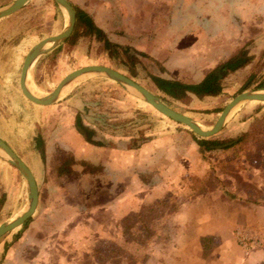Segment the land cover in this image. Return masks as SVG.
I'll return each mask as SVG.
<instances>
[{
	"label": "rangeland",
	"instance_id": "obj_1",
	"mask_svg": "<svg viewBox=\"0 0 264 264\" xmlns=\"http://www.w3.org/2000/svg\"><path fill=\"white\" fill-rule=\"evenodd\" d=\"M13 1L0 0V9ZM66 1L73 10H79L83 3V0ZM241 21L244 30L233 33V38L240 41L233 54L244 49L249 61L223 78L221 91L216 96L198 98L186 94L180 100L169 98L150 81L149 77L160 69L147 57L130 49L125 53L119 47L111 46L105 51L102 43L93 36H83L85 32L81 25L68 42L36 59L27 72L25 85L42 96L73 70L103 66L131 79L164 106L206 130L234 96L241 92H264V14L245 15ZM65 23L63 9L53 0H29L16 12L0 19V140L28 169L31 159L38 160L36 142L42 143L43 147L42 162L38 161L37 167L30 170L37 187L38 206L24 228L9 232L0 239V264H118L119 260L122 264H139L151 236L167 226L165 220L181 202L215 192L219 187L229 198L231 183L235 195L245 193L251 201H264V158L261 157L264 152V103L237 105L219 132L202 139L183 125L157 113L133 91L102 75L88 74L71 81L51 104L56 106L51 112L24 99L18 88V77L26 53L40 40L58 34ZM249 77L250 86L241 91ZM78 123L88 129L89 138L96 139L97 146L127 150L125 152L163 133L167 136L186 134L200 153L206 155L202 160L204 174L199 180L185 179L182 186L168 193L163 201L141 206L122 217L115 225L121 230L120 237L104 244L96 241L97 255H79L81 251L72 248L79 245L63 237L55 239L50 234L51 227L57 226L60 215L65 219L71 213L76 215L72 219L81 217L78 214L85 210L83 206L97 198L101 186L113 188V179L103 182V174L108 171L101 164L99 155L94 154L95 159L90 163L73 157L66 141L70 129ZM231 141L238 143L231 148H219ZM204 144L215 148L208 151ZM109 169L113 171L110 166ZM252 175L254 180H245ZM140 178L145 180L142 176ZM0 190L5 193L0 206L1 224L19 216L26 204L25 183L1 153ZM100 211L95 208L88 216L105 223ZM110 226L113 232V224Z\"/></svg>",
	"mask_w": 264,
	"mask_h": 264
},
{
	"label": "crops",
	"instance_id": "obj_2",
	"mask_svg": "<svg viewBox=\"0 0 264 264\" xmlns=\"http://www.w3.org/2000/svg\"><path fill=\"white\" fill-rule=\"evenodd\" d=\"M79 11L110 44L133 50L155 64L160 71L152 76L191 85L235 55L240 41L233 33L244 30L243 16L264 14V0H83ZM39 108L51 112L56 106ZM77 133L74 126L66 141L73 157L90 163L94 154L99 155L108 171L103 182L113 179V188L101 186L97 198L83 206L85 210L78 214L81 217L72 219L75 214L71 213L65 219L60 215L57 226L51 227L55 239L74 240L79 247L72 248L81 251L79 255H97L96 241L104 244L120 237L121 230L115 225L122 217L163 201L185 179L199 180L204 174L202 160L206 155L186 134L163 133L125 152L93 145L89 141L96 139L85 140ZM111 157L114 159L108 160ZM250 177L244 179H255ZM232 187L231 183L229 198L219 187L218 191L181 202L165 220L167 226L151 236L139 264H264V201H251L245 193L235 195ZM4 198L5 193H0L1 207ZM95 208L101 209L99 215L105 223L88 216ZM236 230L258 236L260 245L245 253L236 243ZM118 264H122L120 260Z\"/></svg>",
	"mask_w": 264,
	"mask_h": 264
},
{
	"label": "water",
	"instance_id": "obj_3",
	"mask_svg": "<svg viewBox=\"0 0 264 264\" xmlns=\"http://www.w3.org/2000/svg\"><path fill=\"white\" fill-rule=\"evenodd\" d=\"M29 0H15L4 8L0 9V19L11 15L12 13L19 10L24 6ZM61 9H63L67 14V21L63 26L62 30L53 36L46 37L39 42H37L33 47H31L26 53L19 71L18 77V88L21 95L31 104L37 106H47L55 102L61 92V90L67 86L74 79L88 75H102L107 79L115 82L117 85L127 88L133 91L144 103L149 105L160 115L166 117L167 119L183 125L187 128L193 135L198 138L207 139L219 132L223 125L226 117L230 111L237 105L244 102H258L264 103V92L263 91H252V92H241L238 95L234 96L220 111L216 120L206 130H202L195 122H193L188 117L178 114L166 106H164L159 100H157L150 92L133 82L131 79L126 76L103 66H85L79 69L73 70L66 74L56 85L55 87L47 94H44L41 97L33 96L26 88L25 79L28 70L32 64L39 58L41 55L52 50L59 44L63 43L71 34L74 23H75V12L73 8L69 5L66 0H53ZM49 44V47L45 48V45ZM79 134L85 138V132L79 128H76ZM39 140V139H38ZM91 144H95L93 141H89ZM37 148V159L36 163L42 162L43 160V149L38 141L36 142ZM0 153L6 157V162L15 168L21 178L23 179L26 186V204L24 211L17 217L11 218L6 222L0 224V239L9 232L14 231L19 228L24 222H26L34 213L37 205V187L34 181V178L31 174V171L27 166L12 152V150L0 140Z\"/></svg>",
	"mask_w": 264,
	"mask_h": 264
},
{
	"label": "trees",
	"instance_id": "obj_4",
	"mask_svg": "<svg viewBox=\"0 0 264 264\" xmlns=\"http://www.w3.org/2000/svg\"><path fill=\"white\" fill-rule=\"evenodd\" d=\"M75 12V23L72 29L71 34L69 35L68 39H66L64 42H68L72 36L76 33L77 28L79 25L82 26L83 31L85 32L83 36H93L97 41L102 43L103 49L105 51H108L110 47H117L115 45L110 44L104 37L103 33H101L100 30H98L87 18L84 16L79 10H74ZM123 51L126 53V50L128 48H122ZM140 56H144L142 54H139ZM249 61V57L246 53V51L243 49L239 50L235 55L224 61L223 63L219 64L217 67H215L213 70L208 72L204 78L196 83V84H183L177 81H170V80H164L158 77L150 76V81L155 85V87L168 96L169 98L173 100H180L186 94H192L198 98L204 97V96H216L221 91V81L223 78L228 75L229 73H233L237 71L238 69L243 68ZM251 79L250 77L246 79V81L243 83L241 91L246 90L250 86ZM245 87V88H244ZM77 123V121L75 122ZM75 128H79L85 132V140H89V131L85 127L81 126L80 123L74 124ZM88 133V134H87ZM91 133V131H90ZM238 141L236 142H229L225 146L220 145L219 148L221 149H227L231 148L234 145H236ZM42 145V143H41ZM204 148L207 150L214 149L215 147L210 146L208 144H204ZM264 158V152L262 153ZM2 200L0 199V203ZM25 223V222H24ZM22 224V226L24 225Z\"/></svg>",
	"mask_w": 264,
	"mask_h": 264
},
{
	"label": "built area",
	"instance_id": "obj_5",
	"mask_svg": "<svg viewBox=\"0 0 264 264\" xmlns=\"http://www.w3.org/2000/svg\"><path fill=\"white\" fill-rule=\"evenodd\" d=\"M234 235L236 243L244 250L245 253L260 245V239L256 235L249 237L248 233L240 230H236Z\"/></svg>",
	"mask_w": 264,
	"mask_h": 264
},
{
	"label": "bare ground",
	"instance_id": "obj_6",
	"mask_svg": "<svg viewBox=\"0 0 264 264\" xmlns=\"http://www.w3.org/2000/svg\"><path fill=\"white\" fill-rule=\"evenodd\" d=\"M63 15L65 18V21H67V14L66 12L63 10ZM49 47V44L45 45V48ZM27 90L35 97H41L40 94H37L32 87L26 86ZM43 96V95H42ZM203 129V128H202ZM37 167V163L34 159H31L30 163H29V170L35 169ZM22 213V212H21Z\"/></svg>",
	"mask_w": 264,
	"mask_h": 264
}]
</instances>
